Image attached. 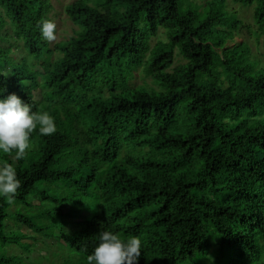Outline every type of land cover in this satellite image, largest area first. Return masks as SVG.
Returning a JSON list of instances; mask_svg holds the SVG:
<instances>
[{"label": "trees", "instance_id": "16d2710c", "mask_svg": "<svg viewBox=\"0 0 264 264\" xmlns=\"http://www.w3.org/2000/svg\"><path fill=\"white\" fill-rule=\"evenodd\" d=\"M196 1L74 0L49 43V0H0V99L57 126L24 159L0 153L21 181L0 197V264H42V240L51 264H87L104 230L139 236V264H264V51L235 41L264 48V0H230L251 28Z\"/></svg>", "mask_w": 264, "mask_h": 264}, {"label": "clouds", "instance_id": "9594fccd", "mask_svg": "<svg viewBox=\"0 0 264 264\" xmlns=\"http://www.w3.org/2000/svg\"><path fill=\"white\" fill-rule=\"evenodd\" d=\"M38 27L46 41L57 40L55 21L42 18ZM37 128L42 136L53 135L57 131L55 118L48 111H33L32 106L15 93L0 99V153L12 156L14 161L26 158ZM20 187L14 164L3 162L0 165V197L12 204ZM99 240L94 252L86 257L87 264H139L142 254L139 236L125 240L119 233L104 230L100 232Z\"/></svg>", "mask_w": 264, "mask_h": 264}, {"label": "rangeland", "instance_id": "374dc122", "mask_svg": "<svg viewBox=\"0 0 264 264\" xmlns=\"http://www.w3.org/2000/svg\"><path fill=\"white\" fill-rule=\"evenodd\" d=\"M74 0H49L51 6H52V10L50 13V17L53 21L56 22L57 24V41H60L61 39L66 38L67 36L70 35L71 33V28L74 27L72 26L66 19L65 16L63 15V8L67 5L72 3ZM227 4L229 7H232V9H234L237 14L238 17L244 22V25L248 26V27H252L253 25V6L251 7H242L238 4H233L230 0H226ZM204 0H197L196 3L197 4H203ZM3 31L0 32V35H2ZM247 39L250 47H251V51L253 53V55L255 56V58H260L263 59L262 57V53L264 51L263 45L260 44H256L254 39L249 38L248 35L245 33V31H242L241 36L235 37V41L236 42H240L242 40ZM157 40H164V34L162 32H160L158 34L157 37L153 38L150 40V44H154L155 42H157ZM4 45L1 41H0V46ZM228 46H232V43H228ZM180 62V61H179ZM175 64H178L177 61H175ZM147 82L148 80H143V78L140 76V73L135 75V79L133 80V85L134 86H139L142 85L143 82ZM101 143V140L99 138H95L93 141L94 147H99ZM34 148V145L32 144V148ZM12 159V156H9ZM13 160V159H12ZM33 201V200H32ZM36 203V202H33ZM13 230H20L23 233L28 232L24 227H14ZM8 232V231H7ZM37 254L33 255L34 259H39L38 256H42L45 257L46 259L42 260V264H51V263H59L60 260L53 258V256L51 255V253L56 254L57 250L55 248V244L53 241H49V240H42V243H40L36 249H35Z\"/></svg>", "mask_w": 264, "mask_h": 264}]
</instances>
